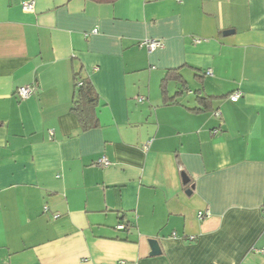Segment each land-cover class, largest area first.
Listing matches in <instances>:
<instances>
[{"label": "crops", "instance_id": "0c3cea01", "mask_svg": "<svg viewBox=\"0 0 264 264\" xmlns=\"http://www.w3.org/2000/svg\"><path fill=\"white\" fill-rule=\"evenodd\" d=\"M0 264H264V0H0Z\"/></svg>", "mask_w": 264, "mask_h": 264}, {"label": "trees", "instance_id": "16d2710c", "mask_svg": "<svg viewBox=\"0 0 264 264\" xmlns=\"http://www.w3.org/2000/svg\"><path fill=\"white\" fill-rule=\"evenodd\" d=\"M105 1V0H98ZM113 1V0H106ZM170 81H176L182 84L184 87L185 81L178 73L177 69H168L165 76L161 80V92L163 96V103H169L175 101V96H169L167 93V84ZM73 97L71 101L70 110L75 113L79 119L81 129L87 130L97 125V119L95 117V110L98 104V95L91 81L87 77L80 75V72L73 74ZM211 96H198L197 102L202 105L200 110L209 111L212 110Z\"/></svg>", "mask_w": 264, "mask_h": 264}, {"label": "built area", "instance_id": "2783aa9c", "mask_svg": "<svg viewBox=\"0 0 264 264\" xmlns=\"http://www.w3.org/2000/svg\"><path fill=\"white\" fill-rule=\"evenodd\" d=\"M33 1H24L22 3V8L25 11H30L33 9ZM143 44L145 45V47L148 50H153L155 48L161 47L162 46V41L158 40V39H147L143 42ZM207 73H210V70H207ZM33 91V86L32 85H24V86H20L17 88V94L19 95L20 98H26L28 97ZM241 92L240 91H235L231 94H229V99L231 101H236L237 99H239V97L241 96ZM218 113V112H216ZM99 163L103 166H107L109 165V160L105 157H101L98 159ZM46 208V207H45ZM199 217L203 216V212L199 211L198 212Z\"/></svg>", "mask_w": 264, "mask_h": 264}, {"label": "water", "instance_id": "95a60500", "mask_svg": "<svg viewBox=\"0 0 264 264\" xmlns=\"http://www.w3.org/2000/svg\"><path fill=\"white\" fill-rule=\"evenodd\" d=\"M230 31L232 30H225L224 33H229ZM181 176H182V181L184 183H188L189 182V177L188 175L185 173V172H181ZM193 188V185L190 186V188L187 190V193H191V190ZM149 244H150V248H151V254H156V253H159L160 252V248H159V245L157 243V240L154 239V238H150L148 240Z\"/></svg>", "mask_w": 264, "mask_h": 264}, {"label": "rangeland", "instance_id": "374dc122", "mask_svg": "<svg viewBox=\"0 0 264 264\" xmlns=\"http://www.w3.org/2000/svg\"><path fill=\"white\" fill-rule=\"evenodd\" d=\"M188 81L191 82V79H189ZM190 90H191V92L194 90L193 84H190ZM191 92H190V94L185 93V94H186V97H188L189 100H191L192 97H193V94H191ZM187 94H188V95H187Z\"/></svg>", "mask_w": 264, "mask_h": 264}]
</instances>
